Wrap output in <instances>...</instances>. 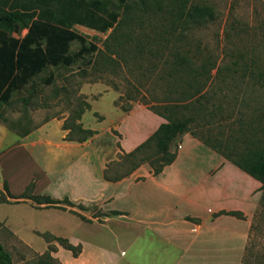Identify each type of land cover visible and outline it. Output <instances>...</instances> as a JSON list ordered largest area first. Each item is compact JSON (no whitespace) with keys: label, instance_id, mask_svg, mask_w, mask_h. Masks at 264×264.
Segmentation results:
<instances>
[{"label":"crops","instance_id":"crops-1","mask_svg":"<svg viewBox=\"0 0 264 264\" xmlns=\"http://www.w3.org/2000/svg\"><path fill=\"white\" fill-rule=\"evenodd\" d=\"M26 33L25 29L11 36L21 39ZM53 92V99L61 98V90ZM111 92L115 96L104 110L96 109ZM79 94L90 105L79 123L95 132L83 143L65 140L67 131L62 125L68 118L66 113L37 125L28 117L33 129L23 137L0 125V197L7 201L0 203L5 208L0 223L6 231L33 250L37 243L47 249L40 236L45 233L81 246L80 254L74 257L56 245L52 257L61 264H120L123 251L121 256L117 251L127 244L132 248L140 236H147L151 242L157 238L165 255L173 251L165 248L179 250L172 264H186L188 257L192 263L201 260L199 264H203V257L197 256L202 255L198 251L206 242L224 244L232 254L236 251L232 258V254L224 256L223 264L239 263L259 205L261 184L189 133L176 141L172 147L175 160L158 176L143 164L130 176L108 182L104 179L108 165L118 161L119 155L134 151L165 120L149 109L150 104L137 100H129L126 111L116 108V92L101 83L82 85ZM38 97L35 93L28 104ZM27 98L26 92L21 101ZM86 114H91L92 121H85ZM29 184H33L34 196L56 201L66 198L72 206L62 204L66 208L63 211L29 199L11 198L21 195ZM221 212H239L243 219L218 215ZM153 253L156 256L149 264L165 262L161 251ZM210 264H219L218 258L217 263Z\"/></svg>","mask_w":264,"mask_h":264},{"label":"trees","instance_id":"trees-1","mask_svg":"<svg viewBox=\"0 0 264 264\" xmlns=\"http://www.w3.org/2000/svg\"><path fill=\"white\" fill-rule=\"evenodd\" d=\"M135 10L140 15H135ZM212 16V9L205 5L192 4V0H139V3L130 0H0V120L20 137L27 135L33 127L30 126L26 112L14 121L6 119L1 112L5 106L11 104L13 96L28 90V98L22 99L26 106L39 91L37 82L42 86L54 83L56 77L53 71H70L79 65H97L99 47L94 41H89L86 35L77 32L76 26L99 34L110 31L103 42L109 53L104 55L105 62L112 66L114 59L109 56L113 51L107 44L110 39H114L115 32L123 27H141L146 23H154L166 35L159 36L160 43L163 42L166 48H176L169 57H163L166 68L160 77L171 79L168 92L162 101L158 100L157 105L149 106L165 123L134 151L119 155L118 161L110 163L104 179L117 182L130 176L143 164L150 167L152 175L158 176L175 160L176 153L172 151V147L176 141L189 133L258 181L262 191L259 206L264 205V128L250 125L248 129V124H245V128L239 130V136L232 133L229 138L222 139L213 137L209 132L200 135L194 125L198 119L208 121L216 115L201 102L204 98L203 87L212 69L206 64L197 65L194 58L189 56V51L182 52L174 46L181 43L178 34H182L186 25L193 27ZM179 28L181 32L176 33ZM25 29L27 33L23 38L16 39L11 36L13 33L20 34ZM119 35L123 37L122 33ZM124 37L125 40L120 45L129 42V35ZM73 44L77 45L76 50H72ZM137 47L139 50L144 49L142 43H138ZM115 53L116 51L113 54ZM211 67L214 68L213 65ZM47 73L49 74L45 76ZM56 90L64 91L65 87L53 88V91ZM86 110H90V105L81 101L77 109L64 120L62 129L67 131L65 140L83 143L95 134L79 123ZM123 110L126 111L127 108ZM4 189L8 191L6 185ZM11 198L29 199L36 204L53 206L63 211L66 208L62 204L72 206L66 198L56 201L48 196H34L33 184H29L18 197ZM6 202L1 196L0 203ZM79 208L83 209L82 206ZM71 213L85 220L78 213ZM221 214L243 219L239 212H221L218 215ZM40 236L48 246L43 254L36 256L34 264H61L52 257L56 245L70 251L74 257L81 252L80 245L73 246L66 239L47 233ZM0 264H14L12 255L1 243Z\"/></svg>","mask_w":264,"mask_h":264},{"label":"rangeland","instance_id":"rangeland-1","mask_svg":"<svg viewBox=\"0 0 264 264\" xmlns=\"http://www.w3.org/2000/svg\"><path fill=\"white\" fill-rule=\"evenodd\" d=\"M130 1L139 3V0ZM192 4L205 5L213 11L211 19L193 27L186 25L182 34H178L181 43L174 46L182 52L189 51V56L194 58L197 65L206 64L212 69L207 75L208 81L203 87L204 98L201 102L216 115L208 121L205 120L206 122L198 119L194 123L197 133L204 135L209 132L213 137L224 139L229 138L232 133L239 136V130L245 128V124H248V129L250 125L264 128V0H192ZM134 14L140 15L136 10ZM75 29L92 39L99 47L97 65H79L70 71H53L56 78L52 85L42 86L37 82L39 97L35 102L23 105L21 98L28 90L13 96L11 104L1 110L6 119L14 121L26 112L37 125L62 113L69 117L83 101V95H77L78 90L85 84L101 83L109 86L117 94L115 107L121 110L129 107V100L154 106L159 103L158 100L164 99L171 79L160 77L166 68L163 57H169L176 48L168 44L167 47L170 48H166L163 42L160 43L159 38L166 35L154 23H146L141 27H123L115 32L114 39H110L107 44L113 51L109 56L114 59L112 66L105 62L104 55L109 53L103 42L110 31L95 36L86 28L77 26ZM179 32L181 28L176 33ZM124 35H129L130 40L120 45L125 40ZM94 37L97 39H93ZM138 43H142L144 49L139 50ZM73 45L72 50H76L77 45ZM59 87H65V90L62 91L61 98L55 100L52 98L53 88ZM114 96L115 93L111 92L101 102L104 107L96 106V109L104 110ZM85 121H92L91 114H86ZM0 125L6 127L1 120ZM143 179L138 178L137 181ZM260 205L255 210L244 253L237 264H264V205ZM4 209L0 205V216ZM134 237V234L131 235L132 239ZM153 239L151 242L147 236H140L134 241L132 248L127 244L125 248L118 250L119 256L123 251L120 264H149L153 255L156 256L155 253L151 254L154 250L161 251L166 257L163 264H172L180 251L174 247L165 248L173 250L171 253L177 251L175 254L168 251L165 255L156 241L157 238ZM0 243L12 255L14 264H34L36 256L45 252L42 249L45 246L43 243L34 244L36 250L30 249L7 232L1 223ZM230 250L229 247L225 249L224 244L210 245L206 242L201 244L198 252L202 255L197 258L202 256L203 264L217 263L218 258V263L223 264L222 258L231 255ZM233 254L231 258L237 255L236 251ZM169 257L171 261L168 260ZM199 263L201 260L192 263L189 257L186 261V264Z\"/></svg>","mask_w":264,"mask_h":264}]
</instances>
